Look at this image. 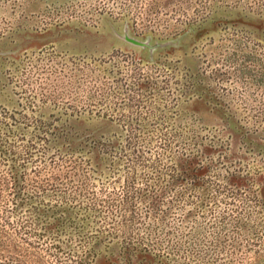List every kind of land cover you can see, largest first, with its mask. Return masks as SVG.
Wrapping results in <instances>:
<instances>
[{"label": "rangeland", "instance_id": "1", "mask_svg": "<svg viewBox=\"0 0 264 264\" xmlns=\"http://www.w3.org/2000/svg\"><path fill=\"white\" fill-rule=\"evenodd\" d=\"M0 122L21 152L56 136L25 157L26 188L56 176L46 200L116 228L114 258L139 242L160 254L143 264H264V0H0ZM188 156L195 185L171 165Z\"/></svg>", "mask_w": 264, "mask_h": 264}, {"label": "trees", "instance_id": "2", "mask_svg": "<svg viewBox=\"0 0 264 264\" xmlns=\"http://www.w3.org/2000/svg\"><path fill=\"white\" fill-rule=\"evenodd\" d=\"M126 119L130 123L129 117ZM33 123L39 130L45 127L44 122L37 118L33 119ZM1 128L0 122V165L4 169V172L0 174V262L24 264V259L37 257L34 253L27 251L38 246L44 247L48 254L57 261L64 262L63 264H115L117 261L120 264H143L146 258L160 256L137 242L125 243L120 257L114 258L111 249L117 233L116 228L104 232L99 225L91 224L88 216L74 215L64 195L58 196L56 204L46 200L45 197L48 194L45 185L55 180L56 176L49 175L45 181L36 184L37 190L29 191L25 185L24 171L27 165L25 157L32 156L37 140L43 139L44 145L47 146L56 136H49L45 131H40L42 134L35 133L30 138V144L27 145L26 150L21 152L17 148V138L8 133H2ZM23 137L25 136L19 138L20 141H23ZM211 146L204 147V152L210 151ZM139 162L144 164L145 158L140 159ZM171 165L179 166L181 174L194 177V185L199 183V175L203 174L206 168L204 162H198L191 156L179 162L173 161ZM23 166L24 169L20 170ZM230 175L229 179L233 185H245L246 177L235 173ZM259 180L256 205L260 211L264 233V179L259 178ZM2 188L6 190L5 200L1 198ZM128 193L129 191L126 190L125 197L118 204L121 208H129L131 204L133 198ZM154 202L155 200L151 199V204ZM200 202L202 203L203 200ZM11 216H17L14 226L21 230V244L13 241L12 232L9 231ZM128 220L124 216L120 227L128 229ZM112 221L114 222V219ZM237 226L241 232L248 231L246 222L242 220L237 221ZM127 231L125 230L124 234L127 235ZM73 240L77 242L76 246L72 244ZM24 244L26 252L19 253L17 249H22L21 246ZM101 245L105 246V252L101 249Z\"/></svg>", "mask_w": 264, "mask_h": 264}]
</instances>
